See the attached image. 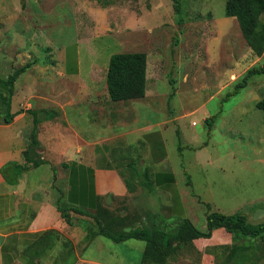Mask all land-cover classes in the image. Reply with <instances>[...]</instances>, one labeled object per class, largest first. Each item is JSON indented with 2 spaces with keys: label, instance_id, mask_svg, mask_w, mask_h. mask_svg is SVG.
I'll return each mask as SVG.
<instances>
[{
  "label": "rangeland",
  "instance_id": "1",
  "mask_svg": "<svg viewBox=\"0 0 264 264\" xmlns=\"http://www.w3.org/2000/svg\"><path fill=\"white\" fill-rule=\"evenodd\" d=\"M226 1L183 0L179 13L173 0H0L4 47L17 41L24 52L31 48L30 34L35 32L36 41L55 51L66 48L75 55L78 49L85 76L91 66L100 67L98 81L107 74L114 53H147L148 97L116 103L101 96L111 116L107 129L115 134L121 118H126L136 129L150 124L163 130L167 161L175 167L180 188L189 193V204L185 215L172 216L163 195L141 186L124 198L107 197L103 207L124 219L112 229L115 233L152 227L154 222L160 228L166 224L174 228L184 218L205 230L206 203L222 213H244L254 224L264 221V110L256 106L264 98V72L229 95L249 69L264 65V54L253 53L238 20L226 14ZM7 16L20 18L13 21ZM259 24H264V17ZM39 53L45 60L44 50ZM16 55L15 49L8 55L11 69L18 65ZM74 90L77 94L76 84ZM92 105L88 120L96 138L108 132L102 131L106 124ZM139 110L132 121V112ZM166 120L167 127L156 125ZM138 130L137 134L143 132ZM177 130L182 132L180 141ZM68 136L69 132L59 133L57 161ZM146 153L142 149L133 156L144 170L150 169ZM125 177L132 182L137 178L133 169ZM95 212L79 218L82 222L75 218L79 232L99 231ZM256 244L260 253L254 254L258 261L253 264H264V239L257 238ZM144 248L141 240L115 242L98 235L82 256L106 264H140ZM181 252L170 264H200L197 250Z\"/></svg>",
  "mask_w": 264,
  "mask_h": 264
},
{
  "label": "crops",
  "instance_id": "2",
  "mask_svg": "<svg viewBox=\"0 0 264 264\" xmlns=\"http://www.w3.org/2000/svg\"><path fill=\"white\" fill-rule=\"evenodd\" d=\"M17 18L7 16L13 21L20 17ZM3 36L0 28V71H6L0 78L5 79L15 69L29 66L15 82L10 109L14 118L9 123L5 121L6 106L0 98V264H106L83 258L82 252L89 246L90 240L84 230H77L79 227L75 218L82 222L80 219L84 220L85 215L95 211L98 202L107 197L131 195L133 192L127 181L133 184L134 191L140 187L136 183L137 178L132 182L125 174L131 170L128 167L133 161L131 155L138 156L142 149L147 151V165L150 167L145 170L156 183L153 191L167 199L172 216L186 214L189 193L180 188L175 167L167 161L163 130L147 124L138 128L143 132L137 134L139 130L130 124L129 119L121 118L119 131L109 134L107 125H111V116L105 111L100 97L112 100L107 89V74L98 81V65L91 66V72L85 76L78 49L75 55H70L66 48L55 51L51 45L43 46L36 41L37 34L34 32L30 34L33 39L31 48L22 52L17 41L4 47ZM14 49L18 65L11 69L13 63H10L12 59L8 55ZM43 50L45 60L36 55ZM74 84L78 86L77 94ZM8 92L9 87L0 82V94ZM148 94L147 88L145 98ZM91 104L104 119L106 126L102 125L101 129L108 134H98L96 138L91 136L88 120ZM42 109L54 110L57 115L39 124V144L31 147V161L37 160L40 164L34 166L29 163L28 170L12 183L3 175V168L12 161L26 163L25 151L31 143L35 125L32 111ZM132 114L133 121L140 110ZM40 116L46 115L41 113ZM167 123L168 120L156 125L167 127ZM60 132H69V136L65 138L59 155L61 159L57 161L54 151ZM155 145L158 147L155 148ZM114 148L125 150V156H113ZM59 206L80 207L85 214L71 210L70 224ZM232 243V234L224 228L215 229L210 238H197L193 242L201 252L200 264H216L215 254L207 249ZM179 255H183L181 251L177 257Z\"/></svg>",
  "mask_w": 264,
  "mask_h": 264
},
{
  "label": "trees",
  "instance_id": "3",
  "mask_svg": "<svg viewBox=\"0 0 264 264\" xmlns=\"http://www.w3.org/2000/svg\"><path fill=\"white\" fill-rule=\"evenodd\" d=\"M173 1L175 9L180 13L183 0ZM226 14L238 20L242 34L253 53L257 56H262L264 54V24L260 26L259 20L264 15V0H227ZM147 64L148 57L144 51L114 53L110 58L106 75L110 99L114 102H120L145 98L147 91ZM28 66L29 64L18 68L5 79L0 78V82L9 87L8 94H0V98H2L6 106L5 121L7 123L11 122L14 118V114L11 113L10 109L15 82ZM263 72L264 65L249 69L243 81L237 84L235 90L229 95L236 94L240 89L246 87L247 81L251 76ZM256 106L264 110V98L259 100ZM32 113L35 125L31 133V143L25 151L26 163L19 164L12 161L3 168V175L12 183L17 182L21 174L28 170L29 163L32 162L34 166L40 164L37 160L31 161V147L39 144L37 139L39 124L43 120L54 118L57 115L56 111L47 109L35 110ZM41 113H44L46 116H40ZM210 120L209 118L206 119L207 122H210ZM177 135L180 141V130H177ZM125 152L121 148H114L113 156H125ZM131 159H133V155H131ZM128 167L135 171L138 184L141 187L150 191L154 190L156 183L150 179L148 170L138 168L134 159L133 161L131 160ZM127 184L130 191L134 192L133 184L129 181H127ZM206 205L209 213L207 214V226L205 230L198 228L191 219L184 218L174 228H169L172 224H166L160 228L159 226H155L156 223L154 222L155 225L152 227H140L128 232L115 233L112 229L115 228V225L122 224L124 219L123 217L112 215V212L108 208L103 207L102 202L99 201L95 208L96 212L92 214L100 229L88 235V239L92 241L96 236L103 235L115 242H123L129 239L141 240L145 242L141 264H170V260L177 257L179 251L183 249L197 250L193 244L195 239L210 238L215 229L224 228L232 234L233 243L207 249L215 254L216 264H246L252 261L256 263L258 261L256 256L260 253L256 239H264V221L254 224L249 221L248 216L244 213L226 214L212 210V206L209 203H206ZM59 208L62 211L63 217L70 224H72L70 218L71 210L85 214L80 207L71 209L59 206ZM105 217H107L106 223L102 219H106ZM197 252L199 255L201 254L200 251L197 250Z\"/></svg>",
  "mask_w": 264,
  "mask_h": 264
}]
</instances>
